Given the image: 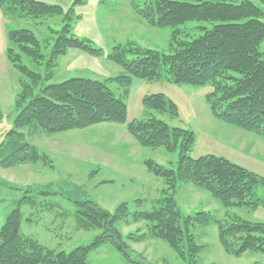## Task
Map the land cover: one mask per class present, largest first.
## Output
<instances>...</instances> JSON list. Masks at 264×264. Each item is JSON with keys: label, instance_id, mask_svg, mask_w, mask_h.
I'll use <instances>...</instances> for the list:
<instances>
[{"label": "trees", "instance_id": "obj_1", "mask_svg": "<svg viewBox=\"0 0 264 264\" xmlns=\"http://www.w3.org/2000/svg\"><path fill=\"white\" fill-rule=\"evenodd\" d=\"M143 1L132 0L133 9L152 26L176 27L189 21L210 22L213 26L204 28V33L190 39L186 38L189 35L175 29L170 42L173 51L169 53L133 44L115 47L108 57L125 73L109 80L122 85L125 94H128L133 78L153 80L165 76L177 84L201 86L210 83L213 89L207 100L215 117L264 136V58L260 50L264 41V21L261 20V8L250 0ZM0 9L5 16L15 20L63 14L61 6L42 0H0ZM64 20L49 53L43 52L41 41L30 29H9L7 32V57L22 74L21 90L16 97L15 125L50 134L104 122L125 124L127 104L115 95L106 81L72 77L59 83L44 84L52 78L59 58L69 48L101 54L91 42L70 35L69 14ZM128 53L136 57L130 60ZM25 58L43 65L44 71L31 69L25 64ZM143 104L149 110L148 116L126 123L127 131L144 147L164 146L169 151H179L176 169L164 167L152 159L145 162L149 171L166 180L160 205L151 211L131 213L128 203L123 202L110 212L95 201H77L78 226L85 230L104 227L106 232L96 236L89 245L78 246L69 253L24 236L18 207L8 215L0 231V264H90L87 259L91 250L107 241H111L133 264H149L132 257L116 226L118 221L129 216L136 221L151 222L149 236L166 241L182 258H189V264H198L197 256L203 247L196 243L190 228L197 224L207 225L214 219L207 211L182 216L175 198L180 183L190 182L208 190L226 208H255L264 203V198L254 197L255 186L261 184L254 173L224 157L189 156L195 142L194 132L172 127L153 115L154 110L178 116L175 102L167 100L163 93H156L146 96ZM8 136L6 143L11 151L0 160L2 166L42 161L52 167L49 157L40 153L26 139L24 132L12 129ZM217 222L219 238L227 253L234 256L247 251L264 253V223L250 222L236 215L228 223Z\"/></svg>", "mask_w": 264, "mask_h": 264}, {"label": "rangeland", "instance_id": "obj_2", "mask_svg": "<svg viewBox=\"0 0 264 264\" xmlns=\"http://www.w3.org/2000/svg\"><path fill=\"white\" fill-rule=\"evenodd\" d=\"M42 1L61 6L63 14L15 20L0 9V160L10 153L11 148L6 143L8 133L16 129L24 132L26 139L52 161V167L42 161L10 167L0 164V231L8 215L20 207V228L24 236L69 253L78 246L89 245L96 236L106 232L104 227L85 230L78 226L77 201L92 200L110 212L123 202L128 203L131 213L157 208L164 197L166 180L149 171L145 162L152 159L164 167L176 169L179 151H169L164 146L144 147L126 128V123L148 116L149 110L143 100L156 93H163L167 100L175 102L179 114L174 117L153 110V115L172 127L194 132L195 142L189 156L215 155L248 169L261 181L254 188V197L264 198V136L215 117L207 100L213 89L210 83L201 86L177 84L165 76L153 80L133 78L125 94L122 85L109 80L125 73L108 57L115 47L133 44L169 53L173 51L170 42L175 29H180L190 39L204 33V28L210 29L212 23L189 21L176 27L152 26L135 12L132 0ZM250 1L261 8L264 21V0ZM68 14L71 16L70 35L91 42L101 54L69 48L59 58L52 78L44 84L72 77L106 81L115 95L127 104L126 123L104 122L50 134L31 127L19 128L15 125L16 97L21 90L22 74L7 57V32L28 28L41 41L43 52L49 53ZM260 50L264 58V41ZM127 55L130 60L136 57L132 53ZM24 60L35 71L45 69L43 65ZM175 198L183 217L207 211L214 219L207 225L197 224L190 228L196 243L203 247L197 256L198 264H264L261 252L247 251L241 256L227 253L219 238L217 222L228 223L236 215L250 222L264 223V203L255 208H226L208 190L190 182L179 184ZM138 199L141 201L137 202ZM126 218L116 226L133 258L149 264H189V258H182L166 241L149 236L151 222L136 221L132 216ZM183 249L188 255L185 245ZM87 260L90 264H133L111 241L91 250Z\"/></svg>", "mask_w": 264, "mask_h": 264}, {"label": "crops", "instance_id": "obj_3", "mask_svg": "<svg viewBox=\"0 0 264 264\" xmlns=\"http://www.w3.org/2000/svg\"><path fill=\"white\" fill-rule=\"evenodd\" d=\"M23 165H28V164L26 163V164H23Z\"/></svg>", "mask_w": 264, "mask_h": 264}]
</instances>
